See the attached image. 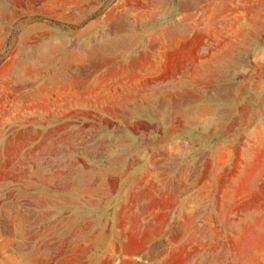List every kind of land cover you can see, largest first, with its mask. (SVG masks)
<instances>
[{
	"label": "rangeland",
	"instance_id": "374dc122",
	"mask_svg": "<svg viewBox=\"0 0 264 264\" xmlns=\"http://www.w3.org/2000/svg\"><path fill=\"white\" fill-rule=\"evenodd\" d=\"M0 264H264V0H0Z\"/></svg>",
	"mask_w": 264,
	"mask_h": 264
},
{
	"label": "bare ground",
	"instance_id": "6f19581e",
	"mask_svg": "<svg viewBox=\"0 0 264 264\" xmlns=\"http://www.w3.org/2000/svg\"><path fill=\"white\" fill-rule=\"evenodd\" d=\"M129 4V2H127ZM140 2L134 1L131 7H126V9H122L120 11V18H121V25L123 39L126 43L132 41L140 42L143 34L148 32L151 27L150 24L146 22V18L148 17L149 13L146 10V5H140ZM186 6V5H185ZM202 6V5H201ZM122 7V6H121ZM200 7V6H199ZM115 9V8H114ZM119 9V8H118ZM147 10H149L147 6ZM152 10V9H150ZM114 11V10H113ZM189 11V10H186ZM114 13V12H113ZM154 15V14H153ZM154 19V17H153ZM157 21V20H156ZM155 24V23H154ZM154 26V25H153ZM171 29V28H170ZM172 31V30H171ZM199 37V36H198ZM197 37V38H198ZM202 39V37H200ZM37 42V41H36ZM46 42V41H45ZM47 43V42H46ZM50 43V42H49ZM156 44V43H155ZM197 44V43H196ZM50 45V44H49ZM199 45V44H198ZM43 46V45H42ZM158 46V45H157ZM156 46V47H157ZM185 47V46H183ZM156 49V48H155ZM186 50V49H185ZM186 52V51H185ZM167 55V54H166ZM172 55V54H171ZM86 56V55H85ZM176 56V54H175ZM178 56V55H177ZM182 57V56H181ZM169 58V57H168ZM167 60V59H166ZM53 61V60H52ZM170 61V60H169ZM177 61V60H176ZM109 65V64H108ZM103 67V66H102ZM213 86V85H212ZM211 87V86H210Z\"/></svg>",
	"mask_w": 264,
	"mask_h": 264
}]
</instances>
